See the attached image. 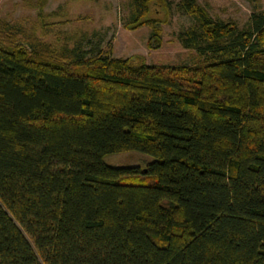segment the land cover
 I'll return each instance as SVG.
<instances>
[{"label": "trees", "instance_id": "16d2710c", "mask_svg": "<svg viewBox=\"0 0 264 264\" xmlns=\"http://www.w3.org/2000/svg\"><path fill=\"white\" fill-rule=\"evenodd\" d=\"M174 8L189 63L17 41L0 21V264H264V7L239 24L132 0L126 26L159 45ZM126 150L153 158L104 160Z\"/></svg>", "mask_w": 264, "mask_h": 264}, {"label": "rangeland", "instance_id": "374dc122", "mask_svg": "<svg viewBox=\"0 0 264 264\" xmlns=\"http://www.w3.org/2000/svg\"><path fill=\"white\" fill-rule=\"evenodd\" d=\"M176 1V0H174ZM132 0H0V21L17 27V41L36 38L56 49L63 45L96 53L132 56L136 62L189 63L196 59L193 49L184 47L177 37L192 17L174 8L167 22H161L160 44L148 38L152 26L146 23L128 27ZM213 16L234 19L243 24L250 11L264 7V0H198ZM149 14L165 16L154 11ZM153 157L139 150L110 153L104 160L112 165H139L142 169Z\"/></svg>", "mask_w": 264, "mask_h": 264}]
</instances>
